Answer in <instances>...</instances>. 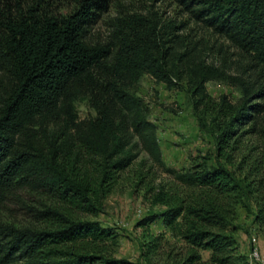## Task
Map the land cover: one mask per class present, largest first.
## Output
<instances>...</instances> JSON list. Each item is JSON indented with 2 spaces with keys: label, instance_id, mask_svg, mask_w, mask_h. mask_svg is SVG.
Instances as JSON below:
<instances>
[{
  "label": "trees",
  "instance_id": "obj_1",
  "mask_svg": "<svg viewBox=\"0 0 264 264\" xmlns=\"http://www.w3.org/2000/svg\"><path fill=\"white\" fill-rule=\"evenodd\" d=\"M57 1L0 0V208L19 201L20 189L50 202L39 209L19 201L31 225L0 220V264H253L236 240L237 208L251 213L264 236V149L240 154L238 163L233 152L241 126L264 113V84L177 52L173 27L153 14H123L107 42L93 43L88 28L112 0H67L73 9L66 14L53 10ZM179 1L264 71V0ZM145 75L167 88L186 80L198 126L215 134L217 163L202 156L180 170L165 164L157 125L138 94ZM212 80L235 85L239 98L213 99L205 89ZM78 101L94 116L80 119ZM140 152L151 165L135 184L162 210L139 225L159 219L164 227L141 244L143 262L107 252L116 235L79 216L103 211L119 173ZM153 166L169 183L153 185Z\"/></svg>",
  "mask_w": 264,
  "mask_h": 264
},
{
  "label": "rangeland",
  "instance_id": "obj_2",
  "mask_svg": "<svg viewBox=\"0 0 264 264\" xmlns=\"http://www.w3.org/2000/svg\"><path fill=\"white\" fill-rule=\"evenodd\" d=\"M53 6V10L60 14L69 13L73 9V4L67 0H59ZM134 12L153 14L163 25L172 26L177 35V42L174 44L177 52L189 51L197 61H204L229 75H238L264 84V71L253 63L249 55L194 19L179 0H112L108 10L88 28V40L93 43L107 42L114 20L123 14ZM205 89L215 100L224 95L227 100L235 102L240 96L238 88L226 81H208ZM138 94L148 105L150 119L157 125L162 160L167 166L180 170L187 168L192 160L202 156L208 157L210 164L217 163L215 134L198 126L199 111L193 109V96L186 80L183 79L173 88H167L164 83H156L150 76L145 75L138 86ZM76 106L80 119L95 114L84 101H78ZM207 119L209 121L208 116ZM207 123L212 129L211 122ZM262 127L264 113L259 116L255 125L250 122L241 126L237 138L239 147L233 152L234 163L239 162L240 154L264 149L260 137ZM150 165L146 153L140 152L131 166L119 173L111 191L103 200V211L96 215H79L98 221L102 226L112 230L116 235L115 243L107 242L105 247L114 257L143 262L141 244L147 237L164 231L159 219L147 226L139 225V221L147 214L162 210V207L150 203V194L146 192L145 186L138 187L135 184L137 172L145 171ZM150 172L154 186L169 183V176L159 168L153 166ZM16 194L23 203L39 209L50 203L41 194L30 192L28 189H20ZM19 201L16 198L6 201L0 208L1 221L18 227L28 226L34 222L33 215L27 212L24 204ZM236 225L238 227L236 240L240 251L251 263L261 264L250 255L252 247L256 246L260 257L264 259V236L258 233L251 213L243 207L237 208ZM201 255L206 259L209 252L201 251Z\"/></svg>",
  "mask_w": 264,
  "mask_h": 264
},
{
  "label": "built area",
  "instance_id": "obj_3",
  "mask_svg": "<svg viewBox=\"0 0 264 264\" xmlns=\"http://www.w3.org/2000/svg\"><path fill=\"white\" fill-rule=\"evenodd\" d=\"M251 258L254 259L255 261L257 262H260L261 264H264V259H262L260 257V254H259V251H258V248L256 246H253L252 247V250H251Z\"/></svg>",
  "mask_w": 264,
  "mask_h": 264
}]
</instances>
